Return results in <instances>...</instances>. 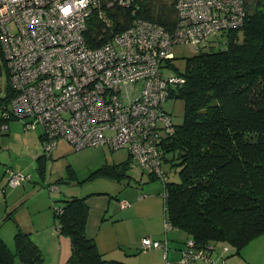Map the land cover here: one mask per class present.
<instances>
[{
	"label": "built area",
	"instance_id": "1",
	"mask_svg": "<svg viewBox=\"0 0 264 264\" xmlns=\"http://www.w3.org/2000/svg\"><path fill=\"white\" fill-rule=\"evenodd\" d=\"M133 1L0 0V52L14 93L3 113L26 120V129L40 125L46 152L56 149L58 137L76 149H126L131 168L163 178V141L175 126L164 103L170 86L184 82L171 72L173 46L222 44L245 21L244 0H176L168 26L142 17L114 24V7ZM92 20L101 27L92 38L97 42L87 37ZM26 179L10 170L6 184ZM163 225L170 229L167 219ZM142 244L167 255V240L143 238ZM215 249H195L188 240L173 264H219Z\"/></svg>",
	"mask_w": 264,
	"mask_h": 264
},
{
	"label": "trees",
	"instance_id": "2",
	"mask_svg": "<svg viewBox=\"0 0 264 264\" xmlns=\"http://www.w3.org/2000/svg\"><path fill=\"white\" fill-rule=\"evenodd\" d=\"M175 4L176 0H135L128 7H114L113 22L128 24L142 17L168 26L177 14ZM244 6L245 21L225 33V47L214 49L210 44L207 50L199 49L185 58L182 71L169 61L184 82L170 86L167 95L183 101V116L163 141L164 162L179 176V181L161 178L164 219L171 225L164 232H184V243L191 240L195 249L227 246L221 255L224 259L241 254L264 234V0H244ZM89 24L87 37L92 41L101 27L96 20ZM0 62L6 68L1 52ZM13 96L8 85L0 97L3 123L13 119L3 113ZM39 138L43 140V132ZM47 157L38 158L42 173ZM130 168V157L119 163L104 162L90 178L123 181L130 178ZM88 196L58 200L59 207L53 203L52 225L70 240L71 254L65 264H136L135 258L145 250L159 249L144 247L142 239L141 246L120 247L122 256L100 251L86 232ZM14 209L2 219L13 220L16 230L13 248L0 235V264H45L39 245L16 222ZM165 240H169L166 234L159 239Z\"/></svg>",
	"mask_w": 264,
	"mask_h": 264
},
{
	"label": "rangeland",
	"instance_id": "3",
	"mask_svg": "<svg viewBox=\"0 0 264 264\" xmlns=\"http://www.w3.org/2000/svg\"><path fill=\"white\" fill-rule=\"evenodd\" d=\"M221 41L222 44L217 40L212 43H201V50H207L210 44L215 46L213 47L214 49L225 47L224 44H227L226 38L223 37ZM199 49V47L196 48L189 43L179 42L173 46V59L171 62L177 66L178 71H182L185 58L192 56ZM171 72L174 75L178 74L173 68H171ZM8 84V73L0 62V97L5 96V89ZM164 109L172 116L174 123L182 121V100L167 99L164 103ZM1 115L0 108V119ZM25 122L26 120L24 119H12L7 124L2 123L0 126V182L2 184L5 183L4 174H9L10 170L27 176L21 186L14 189L5 188L6 196L0 197V215L6 207L5 205L15 200L16 206H19L15 215L23 223L30 222L31 218L36 222L41 215L46 213L50 215V221H52L53 203L59 207L60 202L58 200L69 196L83 197L89 195L87 199L90 202L94 201L96 205L101 207L108 206L109 211L111 206L121 202L117 200L123 198L137 203L143 209L149 210L150 217L148 222L144 220L145 224L137 218L131 219L132 222L137 223L140 233L146 232L147 234L149 230L148 224L151 223L152 216H159L158 213L161 215L162 225L164 207L161 178L150 179L148 174L141 172L137 168H130V178L123 181L111 180L103 176L90 178L91 173L104 162L119 163L128 159L129 154L126 149L112 151L107 146H87L75 149L62 137H58L55 140L57 148L50 155L45 152L43 140L41 139V141L38 137L42 133V127L38 125L34 129H26ZM40 154L48 156L43 173L38 161ZM162 167L166 172L167 181H179L178 172H173L172 166L168 162H163ZM7 168L8 171L5 173ZM59 179H62V181L58 182ZM2 184L0 185V190ZM12 191L13 193L10 194ZM142 193H145V200L142 202L135 201L136 197ZM1 195L3 194L1 193ZM27 207L33 211L32 215L26 209ZM122 210L119 209L114 215L119 217ZM161 227L163 239L165 236L164 226L162 225ZM12 230H15L14 221L6 220L3 234L9 237ZM166 235L169 238L179 235V241L174 240L172 241L174 242L173 244H177L181 242L180 240L186 238L184 232L176 230L169 231ZM221 247V245L216 246L215 252L220 250ZM216 254L222 257L221 252Z\"/></svg>",
	"mask_w": 264,
	"mask_h": 264
},
{
	"label": "crops",
	"instance_id": "4",
	"mask_svg": "<svg viewBox=\"0 0 264 264\" xmlns=\"http://www.w3.org/2000/svg\"><path fill=\"white\" fill-rule=\"evenodd\" d=\"M2 123L3 122L0 123V126ZM7 170L5 173H7ZM4 175L5 178H7L8 174ZM2 181L4 182V180ZM1 184L2 183L0 182V185ZM7 187L14 189L19 186H9L6 184L5 179V183L1 186L0 197L6 196L5 188ZM1 193L3 195H1ZM12 193L13 191L10 194ZM144 194L145 193H142L139 195L140 197H136L135 201H144ZM117 201L121 202H118V204L115 203V205L111 206L109 211L108 206L101 207L99 205H96L94 201L90 202L87 199V204H90V210L87 220L86 232L90 237L95 238L96 244L100 251L113 252L117 256H122L121 250L119 249L120 247L128 249L130 247L133 248L134 246H141L140 243L143 238H152L157 240L162 239L161 226L164 224V217L161 225V215L158 213L159 216H152V221L148 224L149 230L147 231V234L146 232L140 233L138 231L139 228L137 226V223L132 222L131 219L134 220L137 218L140 220V222L145 224L144 220H147L148 222L150 217V214L148 213L149 210L143 209V207L139 206L137 203H134L126 198H123L121 200L119 199ZM5 206L6 207L3 209L0 215V235L9 247H13V236L16 230V224L15 230H12V232H10V236L8 237L3 234V228L6 220L2 221V219L6 213L13 210L14 208L16 214L19 206H16L15 200H13L10 204H6ZM26 209L29 210L30 214L32 215L33 211L29 207H27ZM119 209L123 210L120 212L121 215L118 217L114 214H116ZM15 214L14 217L20 228L30 232L32 238L41 248L45 257V264H65L71 254L70 240L69 238L57 233L52 225V221H50V215L46 213L44 215H41L36 222L33 218H31L30 222L23 223L19 217H16ZM179 238V235L169 238L167 255L164 254L163 249H147L135 258V263H176V261L181 258L179 252L184 248L183 243L186 239L184 238L180 240L181 242L173 244L174 242L172 241H179ZM216 253H218V250L214 252V255H216L214 259L219 264H264V234L250 242L239 255H233L226 258L225 260L223 257H219ZM193 264L205 263L202 260H196Z\"/></svg>",
	"mask_w": 264,
	"mask_h": 264
},
{
	"label": "clouds",
	"instance_id": "5",
	"mask_svg": "<svg viewBox=\"0 0 264 264\" xmlns=\"http://www.w3.org/2000/svg\"><path fill=\"white\" fill-rule=\"evenodd\" d=\"M9 85V84H8Z\"/></svg>",
	"mask_w": 264,
	"mask_h": 264
}]
</instances>
